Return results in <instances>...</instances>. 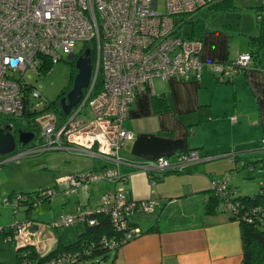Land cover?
Segmentation results:
<instances>
[{
  "label": "built area",
  "instance_id": "built-area-1",
  "mask_svg": "<svg viewBox=\"0 0 264 264\" xmlns=\"http://www.w3.org/2000/svg\"><path fill=\"white\" fill-rule=\"evenodd\" d=\"M164 1L165 12L156 11L157 0H0V114L22 118L30 101L44 104L41 94L25 82L23 75L27 70L37 75L49 71L50 66L74 53L79 42L92 43L96 49L91 86L78 106L62 118L53 113L38 117L34 122L39 129L34 142L19 145V151L7 154L0 165L47 150L94 157L98 160L96 168L56 180L64 182L66 188L69 186L65 193L71 195L97 180L127 183L130 170H144L154 185L164 173L182 172L208 159L197 150L182 152L174 160L161 157L138 163L120 155L124 142L134 138L123 122L140 92L152 90L156 79L202 78V40L178 35L176 18L218 0ZM259 2L264 16V0ZM251 61L246 52L231 63H212L211 70L218 81H230L246 70ZM98 73L100 87L93 94ZM228 156L233 160L235 155ZM210 190L219 196L226 194L225 178L211 179ZM54 193L55 188L45 187L33 194L15 193L12 198L19 207H34ZM155 205L154 199L130 197L125 187L113 188L91 207L79 204L76 209L62 212L54 223L43 224L27 218L8 228L0 227V236L4 242L12 241L18 251L32 246L43 256L36 264L84 263L88 260L83 257L90 254L89 241L85 247L46 258L55 248L47 246L49 231L73 225L92 226L101 214L119 235L103 237L100 243L113 248L141 235V229L131 218L139 213H153ZM223 208L227 214L237 213V204L227 198ZM33 225H37L36 230Z\"/></svg>",
  "mask_w": 264,
  "mask_h": 264
},
{
  "label": "crops",
  "instance_id": "crops-1",
  "mask_svg": "<svg viewBox=\"0 0 264 264\" xmlns=\"http://www.w3.org/2000/svg\"><path fill=\"white\" fill-rule=\"evenodd\" d=\"M258 32L259 28H254L244 35L247 44L233 41L230 34L219 30L205 33L204 40L205 34L197 37L203 41L202 78L199 81L156 79L152 90L140 92L131 104L123 125L134 133V138L124 142L120 149L122 158L137 163L161 157L174 160L182 152L197 150L208 159L191 166L188 172L164 174L154 185L150 184L144 170L128 174L130 197L152 198L158 202L156 211L167 213L164 222L175 215L180 216L182 222L166 223L169 229L161 230L159 226V231L143 233L124 244L117 251L115 264H240L242 245L239 223L228 220L224 214L204 213L210 180L215 176L207 173V163L204 162L228 158L232 154L248 156V152L259 147L255 143L258 144L264 135V48L259 50L256 64L253 62L227 82L216 79L211 64L234 62L240 54L250 50L248 37ZM160 96L168 103L165 110L155 107V99ZM201 106L207 108V111L203 110L206 116L202 122L198 115ZM232 117L236 118L235 122L231 121ZM81 157L89 161L83 168L77 166L72 173L96 168L97 159ZM228 159L237 167L236 158ZM4 174L10 176V168ZM68 174L71 172L57 176L56 180H63ZM91 183L79 187L74 193L75 203L65 205L61 213L73 210L77 203L93 206L97 198L90 190ZM15 189L11 186L12 191L8 195L17 192ZM165 200L166 205L163 206ZM169 205L175 206L174 210ZM141 219L139 216L134 218L136 223ZM146 227L139 225L142 230ZM79 233L72 242L76 241ZM48 239L47 246L50 248L55 247L58 241L65 245L71 243L65 242L52 229Z\"/></svg>",
  "mask_w": 264,
  "mask_h": 264
},
{
  "label": "rangeland",
  "instance_id": "rangeland-1",
  "mask_svg": "<svg viewBox=\"0 0 264 264\" xmlns=\"http://www.w3.org/2000/svg\"><path fill=\"white\" fill-rule=\"evenodd\" d=\"M224 1L228 2L225 3ZM258 3L259 0H218L213 4L214 6L206 5L193 13L177 17L176 33L183 37L197 38L203 36L205 33L219 30L223 33L230 34L233 41L247 44L244 35L248 34V31L254 28H259L256 16ZM156 11L165 12L164 0H157ZM205 38L206 34L203 40ZM82 46L83 43H77L74 48V54H78ZM73 67L74 64L71 65L65 56L62 60L50 66L49 71L40 72V75H37L32 70H27L24 73L23 78L27 85L39 92L45 100L44 104H40L38 109H42L46 104L56 101L61 96V92L66 89L69 83ZM45 114L50 113L47 112ZM54 115H52V118ZM38 117L40 116L37 115L35 117V121L38 120ZM0 118L10 121L13 129H15L16 135L18 130L25 128L23 127L25 124L23 121L24 118L11 119L3 115H0ZM31 142H34V140L32 139ZM255 144L256 146L259 145V143ZM20 148L21 146L18 145L15 152H18ZM259 154H261V157H264L263 152ZM6 156L0 155V159H4ZM228 158L221 157L219 159L205 161L204 164L207 163L205 166L207 173L215 174L213 176L214 178L218 175H224L232 185L236 186L238 193L253 195L258 192L260 184L264 180L263 164L257 165L253 172H249L246 168H242L241 163L238 162L239 169L236 170L234 169V163ZM19 161V163L10 161L0 165V227L8 228L9 225L16 221H23L27 218L43 224L54 223L56 217L61 214L63 207L66 208L65 205L69 206L72 203L74 204L76 197L75 194H66L65 191L69 189V186L66 188L64 182H56V177L69 172L72 173L73 170H76L77 166L79 168L85 167L89 160L81 156H71L59 150H47L38 155L22 156ZM7 168H10V176L4 174ZM11 186L17 188L15 189L17 191L15 193L29 194H33L35 191L45 187L55 186V193L49 200H45L39 205L27 210V207H19L15 198H12L11 201H6L8 194L12 191ZM89 187L92 193H94L95 198H97L96 201L100 199L102 194L113 188L124 189L125 187L128 189L127 183H122L121 181L113 184L107 180H97L96 182H92ZM79 195L83 194L80 193ZM81 200H84V198ZM155 203V208H157L158 202L155 201ZM164 203L163 206L166 205V200ZM187 203L190 204V201ZM79 204L83 205L82 203H77L74 205V209ZM195 204L197 205V202ZM174 207L169 205L171 210H174ZM27 213H29V216L26 217ZM145 216L150 215H142L141 221L148 218ZM141 221L138 220L139 224L145 226ZM179 222H182L180 216H170L166 222H160L161 230L170 228L166 223L173 225ZM163 223L165 224L162 225ZM83 228V225H74L66 229H52V231L60 235L65 242H72ZM113 255L114 252L109 251L106 261L95 259L78 264H109ZM15 262L16 254L13 242H4L0 236V263L15 264Z\"/></svg>",
  "mask_w": 264,
  "mask_h": 264
},
{
  "label": "trees",
  "instance_id": "trees-1",
  "mask_svg": "<svg viewBox=\"0 0 264 264\" xmlns=\"http://www.w3.org/2000/svg\"><path fill=\"white\" fill-rule=\"evenodd\" d=\"M227 3L228 1H224ZM222 3V2H220ZM214 4V3H213ZM213 4H210L212 6ZM218 4V3H216ZM215 4V5H216ZM214 6V5H213ZM262 7L263 5H260V2L257 5V22L259 24V32L257 35L249 36L248 37V43L250 44V50L248 51L249 55L251 56V63L249 64V67L257 63L259 60V50L264 48V16L262 13ZM89 49L91 54V64L94 68L95 61H96V49L92 43H84L82 46V49L78 52V54H74V57L69 61V63L73 67V72L71 73L69 83L64 91L67 89H70L73 85V79L77 73V70L75 68V59L82 55L83 52ZM74 52V51H73ZM101 82L100 73H98V76L96 78L95 84H94V90L93 94L99 89ZM220 82V81H219ZM227 82V81H223ZM63 91V92H64ZM61 92V95L64 94ZM87 92V89L83 90V94L85 95ZM36 101H30V105L25 110L24 113V126L27 131L32 133H37L38 128L35 126V117L42 116L45 113H53L56 117L62 118L65 117L64 112L62 109L55 105V102H52L48 104V106H44L42 109H38L39 105H36ZM49 107V108H48ZM155 107L156 109H167L168 103L165 98L158 97L155 99ZM205 106H201L198 110L199 120L202 122L206 116L204 114L203 110L207 111V108H203ZM202 111L200 112V110ZM2 115V114H0ZM5 116V115H3ZM11 118L12 117H8ZM1 122L4 123V125H12L10 121H6L5 119L0 118V124ZM263 152L264 156V135L259 140V147L255 151L248 152V156H234L235 162L237 164L238 161H241L242 168H246L249 172H253L254 169L259 164H263L264 166V157H261L259 153ZM233 159V160H234ZM234 165V169L238 170L239 166L237 167ZM190 168V167H189ZM182 171V172H173V173H184L188 172V169ZM130 172H132L130 170ZM169 173V172H167ZM164 173V174H167ZM160 175L161 177L164 175ZM218 175L217 177H219ZM225 178V185H226V194H223L222 196L216 195L213 191L209 188V196L207 201L204 204V213L207 215H216V214H224L226 218L230 221H237L239 223L240 228V238H241V245H242V260L240 264H264V180L260 184L258 192H256L253 195H246L238 193L236 186L232 185L228 178L224 175H221ZM157 177H155L156 179ZM214 178V177H213ZM212 178V179H213ZM159 177L156 180L155 184L159 181ZM51 188H55L54 186H51ZM15 192L8 195V199L10 200ZM52 197V196H51ZM51 197H46V200H49ZM229 199L233 204H237V213L234 215L227 214L225 209L223 208L224 199ZM45 201V200H44ZM43 201V202H44ZM27 210H30L31 206H26ZM142 215H150L145 216L148 217L147 219H143L145 226H147L145 229H141V235L143 233L147 232H156L159 231L158 227L160 226V222L164 221L167 218V213L162 211H156V208L153 213H139L134 215L131 218V222L139 227V223H136L134 218L135 217H141ZM141 226V225H140ZM117 235L109 222V219L104 215H97V223H95L92 226L84 225L83 230L79 233L76 241L71 242L69 244H63L62 242H57L55 248L46 255V258L50 257V255H55L61 251L64 250H75L79 249L82 246L85 247L87 241H89V248H90V254L88 256L83 257V260H102L106 261V258L108 257V252L113 251L114 255L111 259V262L109 264H115V258L117 251L120 249L121 246L110 248L103 243H100V240L103 237L109 238L111 235ZM119 235V234H118ZM11 243L12 241H8V243ZM14 245V243H13ZM25 252V253H24ZM16 254V262L15 264H36V262L41 261L43 259V256L38 254V252L31 246L24 249V251H18L15 250ZM2 264V263H0Z\"/></svg>",
  "mask_w": 264,
  "mask_h": 264
},
{
  "label": "water",
  "instance_id": "water-1",
  "mask_svg": "<svg viewBox=\"0 0 264 264\" xmlns=\"http://www.w3.org/2000/svg\"><path fill=\"white\" fill-rule=\"evenodd\" d=\"M74 53L69 54L66 60H71ZM75 68L77 73L73 79L72 88L67 92L66 96L60 100V106L64 114H69L73 107L78 106L83 98V90L91 86L93 68L91 64L90 50L86 49L82 55L75 59ZM12 125H4L0 127V155L4 156L12 153L17 145H26L34 138L35 134L29 131L18 130V139H15L12 132ZM37 225H33L34 230Z\"/></svg>",
  "mask_w": 264,
  "mask_h": 264
},
{
  "label": "flooded vegetation",
  "instance_id": "flooded-vegetation-1",
  "mask_svg": "<svg viewBox=\"0 0 264 264\" xmlns=\"http://www.w3.org/2000/svg\"><path fill=\"white\" fill-rule=\"evenodd\" d=\"M71 88H72V87H70V89H71ZM70 89H67L66 91H64V92H63L64 94H62L60 97H58V99H57L56 101H54V102H55V105H58V106L61 108V106H60V100L66 96L67 92H68ZM46 106H48V105H46ZM48 108H49V107H48ZM1 123H2V124H0V127H3V126H4V123H3V122H1ZM21 130H23V131H27L26 128H22ZM12 132L14 133L15 139L17 140V139H18V134L16 135L15 129L12 128ZM34 134H35V132H34ZM31 140H32V139H31ZM31 140H30V142H29L28 144L32 143ZM33 140H34V138H33ZM26 145H27V144H26ZM24 146H25V145H24Z\"/></svg>",
  "mask_w": 264,
  "mask_h": 264
},
{
  "label": "clouds",
  "instance_id": "clouds-1",
  "mask_svg": "<svg viewBox=\"0 0 264 264\" xmlns=\"http://www.w3.org/2000/svg\"><path fill=\"white\" fill-rule=\"evenodd\" d=\"M92 68H93V67H92ZM83 95H84V94H83ZM46 105H48V104H46ZM46 105H45V106H46Z\"/></svg>",
  "mask_w": 264,
  "mask_h": 264
}]
</instances>
